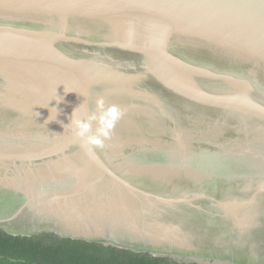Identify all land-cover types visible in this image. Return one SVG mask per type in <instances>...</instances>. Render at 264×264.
Returning <instances> with one entry per match:
<instances>
[{
  "label": "water",
  "instance_id": "obj_1",
  "mask_svg": "<svg viewBox=\"0 0 264 264\" xmlns=\"http://www.w3.org/2000/svg\"><path fill=\"white\" fill-rule=\"evenodd\" d=\"M0 230L264 264V0H0Z\"/></svg>",
  "mask_w": 264,
  "mask_h": 264
},
{
  "label": "trees",
  "instance_id": "obj_2",
  "mask_svg": "<svg viewBox=\"0 0 264 264\" xmlns=\"http://www.w3.org/2000/svg\"><path fill=\"white\" fill-rule=\"evenodd\" d=\"M0 264H186L166 257L53 234L13 236L0 230Z\"/></svg>",
  "mask_w": 264,
  "mask_h": 264
},
{
  "label": "clouds",
  "instance_id": "obj_3",
  "mask_svg": "<svg viewBox=\"0 0 264 264\" xmlns=\"http://www.w3.org/2000/svg\"><path fill=\"white\" fill-rule=\"evenodd\" d=\"M54 100L58 103L61 101L59 99ZM57 112L58 109L55 106L49 108L47 122L56 119ZM52 113H54V118L49 119ZM123 114L121 107L116 104H106L104 97L98 96L95 99V111L82 114L78 111L77 106L73 109L70 122L67 125H71L74 135L82 141L83 145L102 149L106 142L111 139L112 131ZM93 122H95V128H93Z\"/></svg>",
  "mask_w": 264,
  "mask_h": 264
}]
</instances>
